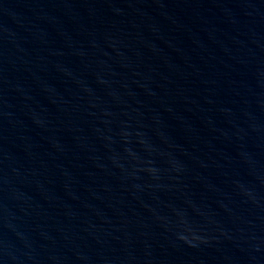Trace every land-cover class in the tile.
Here are the masks:
<instances>
[{
  "label": "water",
  "instance_id": "1",
  "mask_svg": "<svg viewBox=\"0 0 264 264\" xmlns=\"http://www.w3.org/2000/svg\"><path fill=\"white\" fill-rule=\"evenodd\" d=\"M0 264H264V0H0Z\"/></svg>",
  "mask_w": 264,
  "mask_h": 264
}]
</instances>
